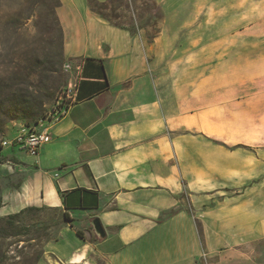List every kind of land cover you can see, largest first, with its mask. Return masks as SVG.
Segmentation results:
<instances>
[{"label":"crops","instance_id":"1","mask_svg":"<svg viewBox=\"0 0 264 264\" xmlns=\"http://www.w3.org/2000/svg\"><path fill=\"white\" fill-rule=\"evenodd\" d=\"M143 1L160 15L139 22L135 0L116 15L111 0H59L75 102L37 156L1 147L10 151L0 213L58 215L46 260L93 252L104 264H264V145L228 139L232 126L223 137L232 96L215 90L222 79L185 74L186 55L205 50L190 45L194 24L220 2Z\"/></svg>","mask_w":264,"mask_h":264},{"label":"rangeland","instance_id":"2","mask_svg":"<svg viewBox=\"0 0 264 264\" xmlns=\"http://www.w3.org/2000/svg\"><path fill=\"white\" fill-rule=\"evenodd\" d=\"M135 1L139 22L160 15L157 7L147 12L145 1ZM214 1L220 3L209 8L204 21L194 24L200 35L192 38L190 45L205 50L186 55L190 68L185 74L190 79L199 74L212 83L222 79L215 90L232 96L223 108V137L227 135L224 128L232 126L235 134L228 139L264 145V0ZM111 2V13L116 15L115 9L124 0ZM57 3L0 0V140L12 137L19 124L39 117L76 77L74 64L63 54ZM212 83L203 86L209 97L214 93ZM9 151L1 150L0 145V162L7 160ZM4 176L0 171V207ZM60 228L58 215L46 209L0 213V264H44L45 243L55 239ZM46 261L104 264L93 252L71 261Z\"/></svg>","mask_w":264,"mask_h":264},{"label":"built area","instance_id":"3","mask_svg":"<svg viewBox=\"0 0 264 264\" xmlns=\"http://www.w3.org/2000/svg\"><path fill=\"white\" fill-rule=\"evenodd\" d=\"M69 66V65H68ZM78 89L77 77L69 80L52 104L36 119L18 125L15 134L0 140L1 147L19 146L35 157L41 147L51 139V129L69 112Z\"/></svg>","mask_w":264,"mask_h":264},{"label":"water","instance_id":"4","mask_svg":"<svg viewBox=\"0 0 264 264\" xmlns=\"http://www.w3.org/2000/svg\"><path fill=\"white\" fill-rule=\"evenodd\" d=\"M92 223H93V227L95 229V232L98 235H103L104 232H103V229H102V226H101L99 220L98 219H94Z\"/></svg>","mask_w":264,"mask_h":264},{"label":"trees","instance_id":"5","mask_svg":"<svg viewBox=\"0 0 264 264\" xmlns=\"http://www.w3.org/2000/svg\"><path fill=\"white\" fill-rule=\"evenodd\" d=\"M58 1V3H57V6L59 5V0H57ZM90 4H91V6L93 7V8H95V9H98V8H96V5L95 4H93L92 2H90ZM158 17V16H157ZM37 118V117H36ZM36 118H34V119H36ZM33 119V120H34ZM29 208H35V207H29ZM23 210H25V209H22L20 212H22ZM17 214V213H16ZM12 216V215H11ZM65 217L67 218V215L65 214ZM76 233H77V235H79V236H82L81 235V232L79 231V230H77L76 231Z\"/></svg>","mask_w":264,"mask_h":264}]
</instances>
